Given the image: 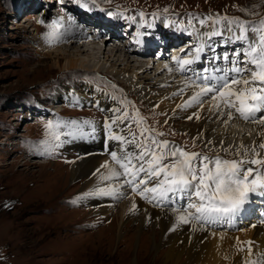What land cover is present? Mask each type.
Listing matches in <instances>:
<instances>
[{
	"label": "rangeland",
	"instance_id": "obj_1",
	"mask_svg": "<svg viewBox=\"0 0 264 264\" xmlns=\"http://www.w3.org/2000/svg\"><path fill=\"white\" fill-rule=\"evenodd\" d=\"M48 1L47 4L46 0H0V264H170L162 258L165 254V244L160 242V232L157 228L154 229L148 222L142 227L135 216L133 219H120L121 209L127 204L125 201H128L130 194L136 195L130 186L124 184V177L101 179L102 176L109 174V169L107 171L105 168L98 182L92 184V187L83 186L86 178L70 177V166L80 155L77 148L70 145L67 149L62 146L63 138L68 136L65 133L69 132L70 127L67 125L69 122L76 124V134L69 139L78 148H82L83 144L88 148L103 149L112 143L108 136L106 140L93 137L91 131L88 133L81 128L83 123L104 125L106 121L104 108L94 100V94L91 95L88 90L97 88L106 93L116 109H120L118 115L122 114L125 108L129 114L138 111L139 116L143 118L144 127L163 133L158 137L159 140H167L170 145L188 152H197L209 157L218 155L228 160L241 157L250 160L254 158L251 143L256 140L255 130L242 122H236L237 129H241L237 136L239 134L245 141L236 140L232 133L228 138L229 144L223 146V151H219L222 146L212 149L210 143L191 136V133L182 127L184 125L179 117L170 120L175 111L168 109L167 113L155 112L149 101H144L133 89L137 85L154 87L168 72H171L170 75H166L170 77V85L175 80L180 82L181 77L178 74L181 71L178 73L174 70L173 73L172 67L177 64L173 55L160 60L154 57V54L149 55L142 63L145 66L150 63V72L148 77H145L148 72L146 71L139 80L134 78L133 72L142 63L136 61L137 57L133 54L129 52L125 54L123 52L125 47L121 42L108 41L111 45L106 46L107 48H123L119 53L120 55L124 53L125 55L122 54L121 57L125 56L130 60L128 70L124 69L123 65L118 66L117 62L113 63V60L104 59L105 53L74 56L82 59L85 62L84 66L75 70H65L64 60L60 59L58 62L54 54L46 56V51L57 45L64 46L63 43H58L59 41L50 42L51 38L59 36L68 39L69 35H72L71 32L67 33L60 28L63 23H59V31H55L56 23L66 17L67 10L58 9L54 12L59 0ZM97 2L110 11H114L113 7H116L130 14H139L143 11L147 16L165 17L173 25L182 24V28H188L189 24L194 23L204 27L206 33L207 28L212 32L219 30L226 43H240L236 48V51L240 52L247 48L248 41L237 40L239 26L235 23L229 24L228 21L243 22L248 29V40H254L255 34L251 28L259 27V22L264 19V0H95V3ZM51 15L54 16L55 23L51 22L49 17ZM78 17L79 12L74 18ZM208 17H212V20H208ZM222 17L227 19L221 20L220 23L212 22ZM201 19L206 21L203 25L200 23ZM162 26L164 27L165 23ZM169 29L164 32L168 35V52L171 47L178 46L188 39L184 34L185 29ZM95 35L100 37V43H104L106 39L104 34L97 32ZM182 35H185V38ZM179 37H181L179 42L177 40L175 44L169 43V40ZM196 40L194 38V41ZM45 42L51 48H47ZM175 48L180 50L184 46ZM193 51L188 49L187 55L183 54L179 58L189 59V56L196 54V52L192 54ZM114 64H117L115 68L112 67ZM208 65L215 67L213 61ZM159 66H163L161 73L156 72ZM94 70H102L104 74L95 73ZM116 70L122 73L117 74ZM184 72L192 74L187 70ZM130 82L136 85L131 86ZM167 85L163 84L162 88H171ZM88 86L90 88H87ZM156 87L154 88L161 90L159 86ZM79 95L85 98V102L77 99ZM208 99L210 97L203 98L204 103L200 111L211 105L206 102ZM56 107L60 111L52 118L48 115L47 119L43 115H33L29 111L43 108L46 113ZM112 115L109 114V117H114ZM257 115L262 117L264 113ZM232 118L238 120L237 114L235 116L234 113ZM232 118L224 127L229 133L235 125ZM49 122L54 126L60 125L59 128L54 127L51 130L61 133L60 141L54 140L50 130L45 128ZM125 124L138 136L134 122L129 120ZM102 134L104 135V132ZM262 139L256 140L257 143H264V138ZM57 144L58 147L55 146ZM258 152L259 156L264 158V149H258ZM110 153L111 150L104 152L103 157L112 163ZM33 155L36 157L32 158ZM114 167L118 169L115 164ZM101 183L107 189L116 191L111 195H87L99 190ZM99 196L106 202L108 200L113 202L110 211L107 212L111 206L110 202L102 210L93 209L96 208L94 200ZM260 196L262 195H251L255 198L254 200L250 198L249 211L252 209L250 214H245L242 219L238 215L237 218H231L230 222L234 225H231L230 229L229 219H224L225 225L220 227L215 225L218 222L210 224L211 229L230 233L229 236L234 239L235 245L232 247L231 255L251 251L250 256L253 257L242 264H250V261L252 264H264V251L255 255L254 248L258 245L255 238L248 246L250 248V245H253L251 249L243 247L245 239L243 236L246 235V231L249 233L251 227L264 226V197L259 199ZM194 200V197L189 198L182 193L175 195L170 193L166 204L170 203L168 205L173 206V209L176 208L174 206L179 207L176 209H183ZM258 220L263 223H256ZM153 230H156L155 241L160 242L158 249L153 248L141 234L143 232L151 234ZM260 231L263 232L261 229L253 236L261 235ZM219 262L218 264H230L226 258H221ZM176 264L194 263H189L183 255Z\"/></svg>",
	"mask_w": 264,
	"mask_h": 264
},
{
	"label": "snow or ice",
	"instance_id": "obj_2",
	"mask_svg": "<svg viewBox=\"0 0 264 264\" xmlns=\"http://www.w3.org/2000/svg\"><path fill=\"white\" fill-rule=\"evenodd\" d=\"M95 3V0H92ZM82 6H87V3ZM167 11V9H165ZM143 15V14H141ZM212 20V17H208ZM226 17L217 18L213 23H220ZM206 21L201 19L203 25ZM229 24H238L237 40L248 41L243 52L237 51L235 58L227 55L224 59L231 64L230 68H218L209 72L203 70V75L197 74L195 79L185 82V87L197 89L179 107L188 108L193 104L203 106V98L210 97V111L226 115L228 119L236 113L245 121L264 125V118L258 113H264V19L259 27L253 26L254 40H248V29L243 22L229 20ZM213 31L212 35H219ZM197 48V58L201 51ZM243 56V59L240 57ZM178 71H186V66L192 64V59L174 58ZM127 104V102H124ZM119 113L120 109H115ZM192 117H189L191 119ZM197 118L198 114H197ZM131 120L136 124L138 136L131 131V127L122 128L119 133L113 132L116 124H125ZM60 125L51 122L45 125L50 130L52 138L60 141L61 133L51 131ZM108 138L119 142L117 151L110 153L111 159L118 169H109L107 176L101 179L124 177V184L131 187L133 193L149 203L164 202L169 194L182 193L195 200L187 208L173 209L177 214V224L192 221L217 223L221 219H230L245 205L252 194L264 196V158L259 156L258 149H264V143L254 145L251 152L253 159H222L220 156L209 157L197 152H188L183 148L170 145L167 140H159L163 133L143 126V118L138 111L129 114L127 109L120 115H115L104 124ZM127 133V135L125 134ZM75 131L65 135L75 136ZM131 137V139L128 138ZM59 146V144L55 145ZM133 146L138 151H129ZM237 152V156H239ZM247 155V151L245 152ZM102 167L108 168L105 164ZM122 170V171H121ZM152 184L153 186H149ZM115 189H99L87 195H111ZM136 207L132 206V210ZM194 211H191L193 210Z\"/></svg>",
	"mask_w": 264,
	"mask_h": 264
},
{
	"label": "bare ground",
	"instance_id": "obj_3",
	"mask_svg": "<svg viewBox=\"0 0 264 264\" xmlns=\"http://www.w3.org/2000/svg\"><path fill=\"white\" fill-rule=\"evenodd\" d=\"M67 13H66V17L61 18V20L58 21V23H56L55 31H59V26H60L59 23L72 22L78 12L76 13L75 10L68 9ZM49 17H51L50 19L51 22H54V23L56 22L53 15ZM60 17L62 16L60 15ZM187 27H189V32L185 30L184 34H186V36L188 37L187 33H190V35L193 36V38H196L199 40V44H203L204 39H205L206 29L204 27L202 28L201 25H194V23H192V25L189 24ZM194 28H196V30H194ZM68 33L72 34V35H69L70 37L68 39H64L63 37L57 36L55 38H51L52 40H50V42L52 43L53 41L54 42L59 41L58 43H63L64 46L57 45L53 49L46 51V56L52 53L55 55L58 62L60 59H63L64 60L63 67L65 70H75L76 68L78 69L82 68L85 62L82 59H79L74 56L85 54V53H86L85 55H88V56L89 55L94 56L96 54L105 53L104 54L105 56H103L105 57L104 59L107 60L108 58L109 60H113L112 61L113 63L117 62L118 66L123 65L124 69L126 70L129 69L130 60L125 56L121 57L122 54L124 53H122L121 55L119 53L123 48H107L106 47L108 45H111L108 41H114L112 37H109V39L106 38L104 39V43L103 42L100 43L99 41L100 37L98 35H95L96 33H93L89 36L90 41H88L87 44H83V43L78 42L75 39V36L77 34L76 29L72 28L70 29ZM169 34H172V33H169ZM160 35L161 37L158 36L156 32L155 34L152 35L155 38L154 40L150 38L149 41L151 43H155V45L153 46V50H150L149 52L144 51L143 53L140 54V56H142L141 58H135L136 61L141 62V63L145 62L146 59L149 58V55L153 56V54H154V57H156L155 51H157V48L160 49L162 39H165L168 43V35L165 33H160ZM182 37L185 38V35H182ZM118 39H120V37H118ZM177 40L179 42L181 40V37L172 39L171 41L169 40V43L175 44L174 42ZM184 43L185 42L179 43L178 46H181ZM44 44L47 48H51L47 42H45ZM191 44L188 46H185L183 49H180L179 52L174 54V56L177 58L183 54L187 55L188 48L191 46H194V44L192 45ZM124 50L125 51L123 52H125V54L129 52L127 48L126 49L124 48ZM192 57H194V59ZM156 58H159V57H156ZM190 58L194 62L190 65H187L186 70H188L187 68H189L192 65H198L197 67L199 66L205 67L206 58L205 56L202 57L200 52L198 54V58H197V52L193 56H189V59ZM160 59H163V58H159L158 60ZM115 65L117 64L112 65V67H114ZM149 67H151L150 63H148L147 66H145L144 63L138 65L137 68L135 69V72H133L134 78L141 80L143 77L142 75L146 71L148 72L145 77H148V73L150 72ZM172 68H173V73H174V70H177L178 65L175 64V67H172ZM124 69L122 71H124ZM158 69L159 70L156 72L161 73L163 71V66H159ZM203 70L204 69H198L197 71L192 72V74H187L184 71L180 72L177 70V72L182 73L184 76L183 78L179 79L180 82H177V80H175L171 83V85H170V77L166 76L167 74L170 75L171 72L165 73L162 80L156 83V85L154 86V87L159 86V88L161 89L160 91L158 89H155L154 87H146V85L135 86L136 83H133V82H130V85L134 84L135 88L133 90H135L142 97L144 101L148 100L149 105L154 109L155 112L159 111L160 113L161 112L167 113L168 109L175 111V113L172 114V118L170 120H172L173 117L174 118L179 117V119L181 120V123L184 125L182 127L186 131H189L191 133V136L196 137L197 139H202L207 143H210L211 144L210 147L212 149H216L217 146H222L220 147L219 151L220 150L223 151L224 150L223 146L224 145L227 146L229 144L230 141L228 140V138L232 133L234 137L236 138V140H239L240 142L245 141L243 140V138L239 137V134L237 136V133H239L238 131H240L241 129H237L236 122H240L239 120H243V119L240 118L238 114H237L238 120H236L235 118H232L235 121V125L232 126L231 132L229 133L228 131H226V129H224V127H225V124L228 125V123L232 120L228 119L226 115H220L215 111H210L209 109L211 105L205 107V109L202 111H200L202 107L199 104H197V106H193L195 105L193 104L191 107H188V108L179 107L180 105L184 104V102L193 94L194 91L197 90L191 86L188 88H185L183 92H180V89L185 87L186 81L195 79V76L197 74L203 75L204 74ZM122 71L118 72V70H116L117 74H121ZM208 71L212 72L210 70ZM163 84L164 85L169 84L171 88H165V87L162 88ZM87 88H90V87L88 86ZM88 91L91 92V95L94 94L93 95L94 100L98 101L100 105L104 108L105 113H106V120L108 121L111 120L112 117H109V114H113L112 116L118 115V113L114 111L116 109L115 105L108 99L109 96L106 93H104L103 91L97 88L95 89L90 88ZM82 96L81 95L77 96V99L79 101L85 102L84 101L85 98ZM206 102H209V104H212L211 99H208ZM197 114L199 118H197ZM180 116L182 118H180ZM235 116H236V113H235ZM189 117H192V118L189 119ZM244 124L251 126V128L255 130L256 140H261L262 138H264V125H258L254 122L244 123ZM67 125L70 127L68 131L76 132L75 123L69 122ZM82 125L83 126H81V128L84 131L88 133L91 131L92 134H94L93 137H98V138L101 137L106 140L108 136V132L107 130H105L104 125H102L101 123L100 124L83 123ZM84 127H87V128L84 129ZM125 127H126V124L118 123L113 126V132L119 133L120 130ZM103 132H104V135L102 134ZM125 134L127 135V133ZM72 137L73 136L68 135V136H65L62 140L64 143V145H62L63 147L68 149V147L71 145L70 147L77 148L79 150V153H78V155H80L79 159L74 161L70 166V177L73 179L86 178L83 181V186L89 187L92 184H95L96 182H98V178L104 173L105 167H102L103 165L105 164L108 165L107 171L108 169L114 167L113 162L111 163L109 161H106L103 155H104V152H109L110 150L111 152L117 151L118 147L120 146L119 142L112 140V143L109 145H106L103 149L102 148L97 149V147L88 148L86 145H83V144H81L82 148H78L73 143L70 142L69 138H72ZM128 138L131 139L130 136H128ZM256 140L252 141L251 143L252 148L254 145H258L257 143L258 141ZM128 150L138 151L137 149H134L133 146H129ZM105 154L108 155V153H105ZM150 186H153V185L150 184ZM98 189H107V188L105 185H103V183H101ZM250 198L252 199V197L250 196L249 200L245 203V205L242 206L239 209V211L235 213L231 218L233 219L237 218L236 215H238V217L242 219L244 218L245 214H248L249 209H250L249 208L250 203H251ZM127 199L128 201H125L127 202L126 206H124L121 209L120 219L122 218L123 219L125 218L133 219L135 216L136 219L139 221V223L142 225V227L148 222V223H151V226H153L154 229L157 228L158 231L160 232L159 233L160 242H164L165 244V254L162 256V258L167 263L176 264L178 263L180 258L183 257V255H185L189 263L191 262L194 264H198V263L218 264L220 263L219 261L221 260V258L228 259V263L230 264H242L245 260H250L251 259L250 257H253V256H250L251 251L238 252L235 255H231L230 252L232 250V247H235V245L233 244L234 239H232L229 236L230 233H224L223 231L219 232V230L216 231L215 228L211 229L210 223L192 221L187 224L185 223L177 224V214L173 211V207L169 206L170 203H168L169 205L166 204V200L164 202H160L158 204V206L160 207H157L156 206L157 202L149 203L147 200L141 199L138 195L130 194V196ZM109 202L110 200L106 202L104 198L99 196L98 198H96V200H94V205L96 206V208L93 207V209L102 210V208L107 207V204ZM110 204L108 205L110 206V208L107 209V212L113 208V205H114L113 202H110ZM133 204L136 205L134 210H132ZM261 229L263 231V232L261 231L259 232L261 233V235L258 234L259 236L254 237L253 234H257L258 231ZM249 230L250 232L248 233L246 231V235L243 236L245 237V239L242 238L244 240L243 247L247 246V248H249L248 247L249 244L251 243L252 239L255 238L256 239L255 241L258 244L257 247L254 248L256 250L255 255L257 256L258 254H261L264 251V241H262V239L264 240V226L263 227L258 226L257 228L251 227ZM155 231L156 230H153V233L151 232V234H147L144 232L141 234H143L144 238L146 239L148 243H151V246H153V248L158 249V247H160V242L155 241V238H154ZM250 246L252 247L253 245H250ZM251 247L249 249H251ZM250 264H252V261H250Z\"/></svg>",
	"mask_w": 264,
	"mask_h": 264
}]
</instances>
